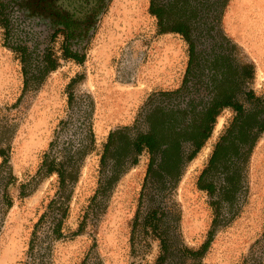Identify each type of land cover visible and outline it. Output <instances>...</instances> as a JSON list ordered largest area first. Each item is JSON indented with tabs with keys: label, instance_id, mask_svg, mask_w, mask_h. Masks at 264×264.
Instances as JSON below:
<instances>
[{
	"label": "rangeland",
	"instance_id": "1",
	"mask_svg": "<svg viewBox=\"0 0 264 264\" xmlns=\"http://www.w3.org/2000/svg\"><path fill=\"white\" fill-rule=\"evenodd\" d=\"M20 1L14 0L6 12L11 11L15 17ZM150 6L151 0H112L79 60L65 57L63 36L45 41L42 36L28 34L31 28L38 31L33 25L30 29L28 24L13 25L7 38L2 26L4 17H0V132L6 124H14L15 131L9 162L0 157V264L26 263L35 225L56 197L58 178L52 175L41 182L36 180L26 189L30 192L26 197L20 194L21 185L36 177L51 142L56 138L78 142L81 131H87L89 125L95 146L74 187L62 226L63 237L51 244L48 257L53 264H84L96 256L104 264H155L160 252L157 239L149 235L140 244L132 243L134 221L144 201L148 152H143L138 164L120 179L98 215L90 210L110 133L126 127L135 134L147 131L146 112L159 98H165L164 105L184 103L183 98L162 94L181 87L187 45L179 35L159 32ZM252 19L260 23L250 25ZM252 19H246L241 12H230L224 26L227 35L237 42L242 58L254 64L255 79L248 89L262 96L264 75L255 59L264 71V34L252 32L264 30V18ZM237 21L248 26L234 31ZM17 44L28 45L30 52L37 46L34 61L47 49L58 64L37 91L24 92L21 53L12 49ZM38 61H43L42 57ZM73 80L70 90L77 97L90 95L94 100L95 112L89 120H83L86 109L80 100L69 105L68 87ZM242 102L246 108L256 104L251 98ZM234 117L231 109L222 113L220 127L187 165L172 196L181 211L182 239L192 249H199L208 240L218 209L216 234L202 264H264V133L245 162L242 188L234 206L218 203V191L210 195L199 188L215 144ZM64 122L65 129L59 134ZM213 180L219 188L221 175L214 174ZM7 199L12 204L10 208L5 203Z\"/></svg>",
	"mask_w": 264,
	"mask_h": 264
},
{
	"label": "trees",
	"instance_id": "2",
	"mask_svg": "<svg viewBox=\"0 0 264 264\" xmlns=\"http://www.w3.org/2000/svg\"><path fill=\"white\" fill-rule=\"evenodd\" d=\"M14 0L5 3L0 0V17L10 7ZM228 0H223V7ZM191 3L188 0L179 2L177 6L170 4V9L158 6L152 1L150 11L160 20L161 32H176L184 35L188 40L187 28L192 20ZM193 7V5H192ZM195 10H197V7ZM175 12L176 17L164 18L167 12ZM4 28H8L7 19H2ZM230 43V42H229ZM228 43V44H229ZM227 47H224V49ZM227 48L226 50H228ZM16 51L21 53L22 72L24 76V92H34L40 89L47 76L58 68L56 60L51 54L44 57L43 61H34L33 51L22 47ZM236 46L233 45L232 54H223L216 51L209 65L203 66V72L195 77L203 76L204 70H209L207 83L209 99L205 102L192 99L184 105L172 104L159 108L147 115L149 128L145 132L132 133L130 128H122L110 133L101 159L100 180L98 189L92 199L90 210L93 215H98L102 206L108 201L120 179L128 169L139 162L143 152L150 155V164L144 184L142 198L144 201L136 214L133 225L132 243L140 244L145 238L152 235L159 241L160 252L155 264H202L216 234L218 225V209L213 228L209 232L208 240L199 248L188 247L181 235L180 207L172 196L177 189L187 165L196 158L210 138L217 117L225 107H234L240 112L239 117L228 129L227 135L216 145L208 168L200 177L199 188L210 195H221L218 203H227L234 206L238 192L242 188L243 170L245 162L250 159L257 143L258 133L254 131L257 122L245 119L242 106L236 102L238 95L243 91L247 81L255 77L253 64L241 62L234 55ZM194 60H197L196 69L202 65L194 51ZM194 62V61H193ZM209 62V61H208ZM198 84L203 83V78H198ZM75 80L69 85V105L80 100L85 105V115L89 120L95 112V103L92 96L77 97L71 91ZM184 87L166 92L164 95L173 97L182 94ZM82 117L78 118V121ZM256 121V120H255ZM84 123V121L82 122ZM64 122L59 134L65 129ZM90 124L91 121H90ZM82 132V139L78 142L72 139L54 140L51 142L50 151L45 153L44 160L33 182L29 181L20 187L23 197L30 195L26 189L36 180L56 175L58 178L56 197L48 205V209L35 225L30 241L29 254L25 264H53L50 256L51 244L63 237V222L68 215L74 187L81 176L83 163L95 146V136L92 126ZM14 124L2 126L0 132V157L4 162H9L11 141L14 137ZM214 174H220L222 184L217 186L213 180ZM216 176V175H215ZM208 178L210 182L203 184ZM12 183V179H11ZM36 190V189H33ZM216 202V203H217ZM8 208L12 206L9 199L5 200ZM82 228V227H81ZM81 230V229H79ZM84 264H104L98 257L86 260Z\"/></svg>",
	"mask_w": 264,
	"mask_h": 264
},
{
	"label": "flooded vegetation",
	"instance_id": "3",
	"mask_svg": "<svg viewBox=\"0 0 264 264\" xmlns=\"http://www.w3.org/2000/svg\"><path fill=\"white\" fill-rule=\"evenodd\" d=\"M111 1L112 0H21L19 5L16 6L19 8V10H17V15L15 17L13 13L11 14V11L7 12L5 16H2L7 19L8 23V28H4L6 31V37L9 38L11 35V26L13 25L28 24L29 29L33 25V27L35 26L36 30L38 31H33L31 28L28 34L42 36L45 41L54 39L59 35L63 36L64 43L62 51L64 52L65 57L72 60H79L82 57L83 50L86 46H88L91 38L94 36L99 23ZM152 1L153 0H151V3ZM183 1L184 0H155L159 7L162 6L163 9L167 8V10L171 8L170 4H174L175 7L177 4H179V2ZM188 1L191 3L190 9L194 10H190L192 12V20L187 28V33L190 40L180 33L161 32L159 18L151 13L157 20L160 33L179 35L183 38L185 44L187 45L188 52L186 57V70L184 73L183 83L180 87H184V84L187 81L186 89L184 92H182V94L173 96L179 99L183 98L184 105L189 104L192 99L198 101L202 98L205 102L209 99L210 94L207 87V83L209 82L207 75L210 74L209 70H204V75L197 76V78L195 77V73L197 72L199 75L203 72L204 64H210V60H212L213 54L216 53V51L219 50L223 54H232L234 45L236 46V51L234 53L236 58H238L241 62L253 64L248 61L246 62V60L242 58L237 42L233 41L225 31V14L230 4V0H228L226 6L224 7L223 0ZM194 6L197 7V10H195ZM10 14L11 16L9 18ZM176 16L177 14L173 11L167 12L164 18H174ZM22 47H27L29 49V46L26 44H17L16 46H13L12 49L16 51ZM224 47L229 49L226 50L227 48L224 49ZM35 49H37V46L33 47V53H35ZM194 51L197 57L202 59V65L199 67L200 70L196 69L198 68L196 67L198 61L194 60ZM48 54L50 53L46 49L42 55H37L36 60L38 61L40 57L44 59V57ZM200 77L204 79L202 84H198L197 79ZM254 79L255 77L246 82L243 87V91L238 95L236 102L242 106L245 119L250 120L252 123L257 122L254 125V131L258 133V141L260 135L264 133V94L262 96H255V94L248 89V85ZM165 93L166 92H163L162 96L165 97ZM250 98L252 99L253 103L256 102V104H254L253 107L246 108L242 101H249ZM164 101L165 98H159L152 103L146 112V121L148 114H151L153 111H157L159 108L168 106L162 104ZM229 109L235 112V117L231 125L234 123L236 118L239 117L240 112H238V110H236L234 107H225L217 117L213 132L207 142L211 139L222 116V113ZM230 127L226 129L225 133L215 144V147L222 140V138L227 135L228 129ZM206 143L204 147L206 146Z\"/></svg>",
	"mask_w": 264,
	"mask_h": 264
},
{
	"label": "crops",
	"instance_id": "4",
	"mask_svg": "<svg viewBox=\"0 0 264 264\" xmlns=\"http://www.w3.org/2000/svg\"><path fill=\"white\" fill-rule=\"evenodd\" d=\"M229 10V12H228ZM234 13V12H241L242 14H244V17L247 19H252V18H264V0H230V4L228 6V9L226 10V14H225V20H227V17H229V13ZM245 20V19H244ZM253 21H250L249 24L250 25H256L258 23H260V21L256 20V19H252ZM242 22V21H241ZM237 26L232 28L234 31H239L240 29H244L245 27L248 26V23H241L240 21H237ZM253 34H264V30H261L260 32L257 30H253L252 32ZM239 41L241 42V40L239 39ZM249 48V45H248ZM255 59V58H254ZM256 64L259 66V71L260 73H262L264 75V71L262 68V65L260 63V61H258L257 59H255ZM264 67V66H263ZM259 77V76H258Z\"/></svg>",
	"mask_w": 264,
	"mask_h": 264
},
{
	"label": "bare ground",
	"instance_id": "5",
	"mask_svg": "<svg viewBox=\"0 0 264 264\" xmlns=\"http://www.w3.org/2000/svg\"><path fill=\"white\" fill-rule=\"evenodd\" d=\"M218 127H217V129L220 127V123H218V125H217Z\"/></svg>",
	"mask_w": 264,
	"mask_h": 264
}]
</instances>
